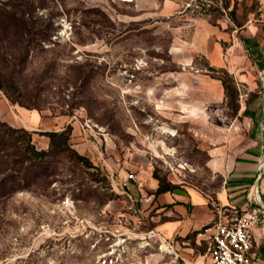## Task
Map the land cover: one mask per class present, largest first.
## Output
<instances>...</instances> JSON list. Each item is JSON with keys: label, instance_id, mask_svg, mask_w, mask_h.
<instances>
[{"label": "rangeland", "instance_id": "1", "mask_svg": "<svg viewBox=\"0 0 264 264\" xmlns=\"http://www.w3.org/2000/svg\"><path fill=\"white\" fill-rule=\"evenodd\" d=\"M235 6L0 0V92L48 123L24 130L49 152L15 164L27 138L0 129V264H204L209 240L160 236L123 181L151 173L212 194L246 147L245 89L203 54L214 31L233 29Z\"/></svg>", "mask_w": 264, "mask_h": 264}, {"label": "crops", "instance_id": "2", "mask_svg": "<svg viewBox=\"0 0 264 264\" xmlns=\"http://www.w3.org/2000/svg\"><path fill=\"white\" fill-rule=\"evenodd\" d=\"M234 1L233 29L214 31L216 39L208 41L203 54L210 64L227 67L245 89L239 114L251 126L246 147L222 167L212 194L187 187L156 194L159 182L151 173L146 180L123 181L134 198L145 203L143 209L151 213L154 231L176 245L184 244L193 233L197 242L208 241L206 230L214 221L264 206V170H258L264 154V0ZM0 120L30 132L48 129L40 115L11 105L1 92ZM253 239L252 264H264V219L253 230Z\"/></svg>", "mask_w": 264, "mask_h": 264}, {"label": "built area", "instance_id": "3", "mask_svg": "<svg viewBox=\"0 0 264 264\" xmlns=\"http://www.w3.org/2000/svg\"><path fill=\"white\" fill-rule=\"evenodd\" d=\"M258 170H264V154ZM132 179V174L126 178ZM262 219L263 205L225 220L214 221L206 230L210 232V236L207 252L203 257L206 258L204 264H252L253 230ZM163 241L166 242L165 239Z\"/></svg>", "mask_w": 264, "mask_h": 264}, {"label": "trees", "instance_id": "4", "mask_svg": "<svg viewBox=\"0 0 264 264\" xmlns=\"http://www.w3.org/2000/svg\"><path fill=\"white\" fill-rule=\"evenodd\" d=\"M222 84H223V87H224V90L226 92V94H229V87L228 85L222 81ZM15 102H12V105L14 104ZM0 129L3 133V135L7 132L8 134H22L23 136H25L27 139H26V147L22 150L20 149V147H18L16 145V142L18 143L20 141V137L14 142L15 143V146L13 145V149H14V163H18V159L19 157L16 155V153H19L21 155H24V158H26V161L27 162H31V163H35L36 162V158L37 157H47L49 155V152H44V151H36L33 146H29L27 143H29L31 140H30V133H28L26 130L22 129V128H14V127H11L9 124H7L6 122H3L0 120ZM44 135H46L47 137L50 138L51 142L53 143L55 141V139H58V138H62L63 140H67L68 137H67V133L66 132H61V133H55V132H50V133H45ZM77 158H79L80 160H83L85 161L86 163H89L84 157L82 156H78L77 155ZM22 165L19 164V167L15 166L16 168V173L20 174L21 172V167ZM155 179L158 180L159 182V187L158 189L156 190V194H160V193H163V192H166V191H171L173 189H175V187H172L170 185H166L165 182L163 180H160L158 179L157 177H154ZM0 184H3V181L4 179L0 180ZM196 233H193L192 236H195Z\"/></svg>", "mask_w": 264, "mask_h": 264}]
</instances>
